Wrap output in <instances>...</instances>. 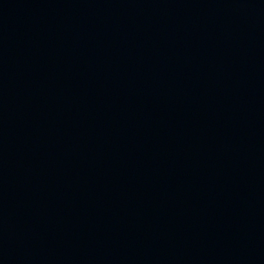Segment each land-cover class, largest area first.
Here are the masks:
<instances>
[{"label": "water", "instance_id": "95a60500", "mask_svg": "<svg viewBox=\"0 0 264 264\" xmlns=\"http://www.w3.org/2000/svg\"><path fill=\"white\" fill-rule=\"evenodd\" d=\"M0 264H264V0H0Z\"/></svg>", "mask_w": 264, "mask_h": 264}]
</instances>
